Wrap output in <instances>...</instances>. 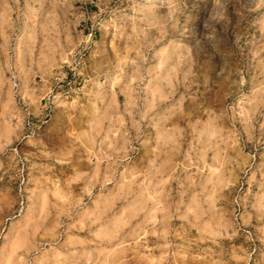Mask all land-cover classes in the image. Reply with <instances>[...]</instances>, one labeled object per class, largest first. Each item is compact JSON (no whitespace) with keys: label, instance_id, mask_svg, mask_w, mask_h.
<instances>
[{"label":"rangeland","instance_id":"1","mask_svg":"<svg viewBox=\"0 0 264 264\" xmlns=\"http://www.w3.org/2000/svg\"><path fill=\"white\" fill-rule=\"evenodd\" d=\"M0 264H264V0H0Z\"/></svg>","mask_w":264,"mask_h":264}]
</instances>
